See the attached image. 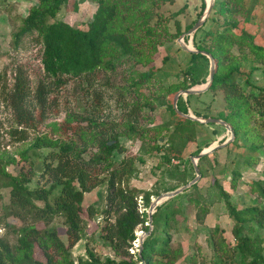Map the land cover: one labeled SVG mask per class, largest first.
Here are the masks:
<instances>
[{
	"label": "trees",
	"instance_id": "1",
	"mask_svg": "<svg viewBox=\"0 0 264 264\" xmlns=\"http://www.w3.org/2000/svg\"><path fill=\"white\" fill-rule=\"evenodd\" d=\"M7 1L0 0V5ZM67 1L37 0L14 36L17 47L22 37L36 35L43 46L42 75L33 82L26 69L18 66L12 86H1L0 82V106L11 111L16 125L10 130L11 138L20 143L29 140L30 131L36 133L30 150L21 155L32 167L29 172L13 175L7 171L19 164L14 156L0 160V192L8 190L9 194L0 218V227L7 232L0 235V264H178L185 252L181 246H172L167 230L177 215L184 214L181 204L173 207L180 195L157 207L153 230L142 252L131 253L138 240L137 229L142 226L149 232L148 210L153 199L162 194L143 191L132 181L138 174L137 164H144L146 157L160 155L165 165H172L174 159L183 165L182 156L195 142L196 128L202 126L178 118L168 100L170 95L200 83L195 68L186 70L184 79L172 85H166L155 71L140 69L152 66L159 49L184 34L178 19L182 10L165 12L164 6L175 0H83L94 3L97 9L88 26L78 28L57 19ZM247 1L220 0L216 11L224 22L219 20L208 29L206 24L207 36L197 45L218 62L208 92L222 94L227 113L212 116L196 110L195 114L231 124L236 145L241 139L246 142L249 156L243 165L252 168L260 162L257 153L264 149V87L251 81L257 66L264 65V47L249 31L235 33ZM259 1L254 0L251 7L254 9ZM247 48L253 56V68L246 75L241 65L247 56L238 57ZM200 60L209 63L204 55L191 54L192 64ZM240 75L246 76L250 91L237 82ZM193 98L200 96H181L178 109L189 114ZM159 106L167 107L177 118L174 134L166 142L165 127L154 126V112ZM123 138L140 144L141 153L127 150L121 143ZM209 158L199 161L202 178L206 177L204 165ZM186 161L194 170L190 158ZM178 172L179 166H175L169 173ZM36 175L38 185L31 188ZM194 178L185 169L176 176L179 186L163 192H172ZM242 178L237 166L231 182L233 191L238 190ZM104 185L107 222L100 238L115 257H101L88 248V259L75 260L72 249L83 240L87 221L96 217L93 207L83 206L85 195ZM215 185L232 222V239L224 228L216 226L209 238L212 258H204L200 264H264V180L250 184L253 203L243 208L232 202V195L218 181ZM197 187L195 184L185 193ZM208 214L205 208V218ZM114 215L115 222H110ZM10 219L21 225L10 223ZM57 219L64 220L66 241L53 227ZM9 234L15 235V243ZM189 264H198L196 254L190 256Z\"/></svg>",
	"mask_w": 264,
	"mask_h": 264
},
{
	"label": "rangeland",
	"instance_id": "2",
	"mask_svg": "<svg viewBox=\"0 0 264 264\" xmlns=\"http://www.w3.org/2000/svg\"><path fill=\"white\" fill-rule=\"evenodd\" d=\"M219 1L220 0H215L213 10L206 18L203 26H201L194 34V37H185L184 44L192 50L200 51L197 45L205 40L207 36L206 30L214 27L219 20L221 23L224 22L223 19H218L219 14L216 11ZM253 1L254 0L247 1V9H245L243 16L238 19L240 26L235 33L240 34L243 30L249 31L251 34L255 35L256 42L264 47V0H260L259 4L254 7V9L251 7ZM209 2L210 0H175L174 4H167L163 9L167 14L177 13L182 10L178 19L181 22L185 34L189 32L199 20L206 16ZM203 3L206 4L205 10H203ZM35 5H37V0H10L5 4L0 5L1 86H12L15 76L14 72L18 66H23L26 69L33 82L42 75L41 56L43 46L37 41L36 35L22 37L20 44L17 47L14 43V36L21 30L23 19L29 14L30 9ZM96 9L97 6L88 1L68 0L58 14L57 19L65 21L74 27L86 28L92 21ZM206 24L208 25L206 26L207 29L204 28ZM171 25L172 31L174 32V23L172 22ZM178 39L175 42L167 43L159 49L152 66L140 69L147 73L155 71L156 76L163 80L166 85H172L184 79V72L186 70L189 68H195L196 70L194 69L193 72L194 74H198L200 83L192 88H204L210 76V60L209 63L200 60L197 63L192 64L190 60L191 54L193 53L184 50L178 42ZM234 52H238L236 47L234 48ZM244 55L247 56V61L242 63L241 72H244L247 75L253 68V65L250 62L253 56L250 54L249 48L243 49L238 58H242ZM258 67L259 69L253 73L251 81L256 86L264 87V65L257 66V68ZM237 82L245 90L250 91L251 87L246 83V76H238ZM177 93L168 97V100L172 105ZM198 96H200V98H193L191 100L189 114L196 116V110L202 114H209L212 116H217L221 112L227 113L226 103L222 94L214 95L213 93L206 91ZM183 97L186 98L185 96ZM154 114V126L165 127L163 132V142H166L169 137L174 134L177 118L165 106H159ZM177 117L180 118L178 115ZM12 127H16V125L13 124V115L10 110L1 105L0 160L14 156L19 164L18 166L8 167L7 171L13 175L18 174L21 171L29 172L32 167H30L29 162L22 159L21 155L30 150L32 142L34 138H36V133L30 131L28 141L17 143L10 136V130ZM41 129H43V127ZM196 131L197 138L195 142L189 144L182 156L184 160L183 165L179 163V160L175 159L172 161V165H165L162 162L160 155H157L155 158L144 157L145 163L137 164L138 174L133 179L132 184L143 191H161L162 194H164V189L179 186L176 176L182 173L183 170L187 169L190 178L196 177L195 170H193L192 166L188 165V162L186 161L188 158L191 159L196 151L201 150V152H203L209 148L220 146L231 138V133L228 132L225 127L216 124H202V126L196 128ZM235 140L226 147L215 152L214 156L213 154L209 155L210 158L209 160H206L204 165L206 177L200 179L196 184L198 186L197 188L181 194L177 203L173 206L176 209V207L181 204L184 209V214L177 215V220L175 222H170L167 230V234L172 238V246H181L185 252L184 257L178 264H189L190 256L194 254H196V261L198 264L203 262L204 258H212L213 252L210 248L209 238L211 232L216 226L224 228L227 237L232 239V222L228 216L225 201L220 196L218 191L219 188L215 185V181H218L219 185L232 195L231 200L233 203L240 208H243L253 203L254 196L251 195L250 184L252 182H257L258 180H264V149L256 155V158H258L260 162L250 168L243 165L244 159L249 156L246 150L247 146L244 145L246 142L241 139L238 145H236L237 143ZM121 143L133 154L139 155L141 153L140 144L133 145L131 141L125 138L121 139ZM228 147L229 149H227ZM117 158L122 159L123 156L117 155ZM175 166H179V172L171 175L169 172H173ZM237 166L240 167L243 173V178L239 180L238 190L233 191L231 188V182L233 178V170ZM38 179V175L33 178V183L30 185L31 188L37 187ZM0 194L3 196V200L0 196V218H2V205L3 202L5 203L8 201L9 194L8 190H2ZM139 202H141V200ZM197 202H200V206ZM83 206L85 208L93 207L96 211V217L87 221L83 240L72 249L74 259H88V248L95 251L101 257H115L114 251L110 247L104 246L100 238L102 227L105 226L107 222V216L104 214V210L107 208L106 185L86 194ZM205 208H207L209 212L206 218L204 216ZM116 218V215H114L110 222H115ZM9 222L16 226L21 225L19 221L14 219H10ZM53 227L59 229L62 239L66 241V238L63 236L65 229L64 220L57 219L53 224ZM143 229L144 227L142 226L137 229V236L141 235L142 232H146ZM5 233L7 232L0 227V235H4ZM157 235L159 236L160 234ZM9 238L12 243H15V235L9 234ZM138 240L133 244L134 247L131 250L132 254L139 252ZM38 257H40L39 254Z\"/></svg>",
	"mask_w": 264,
	"mask_h": 264
},
{
	"label": "water",
	"instance_id": "3",
	"mask_svg": "<svg viewBox=\"0 0 264 264\" xmlns=\"http://www.w3.org/2000/svg\"><path fill=\"white\" fill-rule=\"evenodd\" d=\"M214 5H215V0H210V2L208 3L207 10H206V16L203 19L199 20L197 22V24L189 32L183 34L178 39V42L181 44V46L183 47L184 50H186L190 53L204 55L205 57H207L210 60V76H209V79L207 81V84L202 89L192 88V89H188V90L179 91L174 97L173 107H174L177 115L183 120H190V121L198 122L200 124H207V125L216 124V125H220V126L225 127V129L231 133V138L220 146H215V147L209 148V149L201 152L199 155L191 157L190 160H191V163L194 167L195 174H196V177L194 178V180H192L187 185H185V186H183V187H181L175 191L161 194L157 198L153 199L152 204L148 210V215H149V220H150V223H149L150 230H149V232H142L141 235L138 236L139 253H141L143 250V244H144L145 239L151 234V232L153 230V226H152L153 215L156 212L157 207H159L162 204H164L165 202L185 193L188 189H190L192 186L197 184L200 181V179L202 178V173H201V170L199 168V161L203 157L212 155L215 152H217L218 150L226 147L233 140H235V137H236L235 132L233 130V127L230 124H228L227 122H225L224 120H220V119H216V118H198V117L191 115V114H185L178 109V101H179V98L181 96L188 97L191 95H201V94L205 93L206 91H208L210 89V87L214 81L215 75L217 73V69H218L217 62L211 54L204 52V51L192 50L186 44H184L185 37L193 38L194 34L198 31V29L201 26H203L204 22L206 21V18L210 15L211 11L213 10ZM142 264H145V262L143 261Z\"/></svg>",
	"mask_w": 264,
	"mask_h": 264
}]
</instances>
